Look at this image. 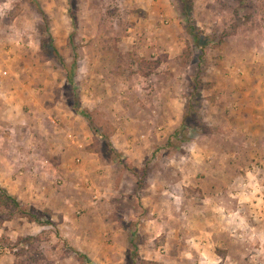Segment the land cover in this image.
Instances as JSON below:
<instances>
[{"label": "rangeland", "instance_id": "1", "mask_svg": "<svg viewBox=\"0 0 264 264\" xmlns=\"http://www.w3.org/2000/svg\"><path fill=\"white\" fill-rule=\"evenodd\" d=\"M188 1L0 0L8 263L264 264V0Z\"/></svg>", "mask_w": 264, "mask_h": 264}, {"label": "trees", "instance_id": "2", "mask_svg": "<svg viewBox=\"0 0 264 264\" xmlns=\"http://www.w3.org/2000/svg\"><path fill=\"white\" fill-rule=\"evenodd\" d=\"M180 4L184 7V12L186 14H189V16L191 17V12H192V3L189 4L188 0H179ZM34 5V3H32ZM71 18L72 21L75 23V15L73 14V12H71ZM189 20H193L192 18H190ZM190 30H191V34L194 35V38L196 40V42L199 44L201 43L200 40V35L197 32V27L195 25L190 26ZM51 46L53 47V49L55 50V52L58 54V50L56 48V46L54 45V40H52ZM76 63V62H75ZM62 64L64 66L65 65V61H63L62 59ZM75 71L72 69H68L67 70V77L68 80L71 82L75 81ZM200 83L197 82L195 84V88L198 89ZM80 101H78V99H75V103H74V110L81 114L82 116L86 117L89 122L93 125L94 124V120L92 117V113L88 110L85 109L83 107H81V103H79ZM187 119V118H186ZM183 128H185V124H183ZM95 132L99 135V129L94 127ZM179 133V134H178ZM180 129L177 131L176 133V137L177 138H181L180 137ZM109 147L112 153H115L116 156H118V158L123 161L124 158L122 156H120V154L118 153V150L113 146V144L110 142L109 143ZM128 169H130L133 172H136V174L138 175L139 171H137L136 169L129 167ZM5 209V215L3 216V220H11L12 218H14L16 215L21 216L23 218H27L31 223H36L38 225L41 226H54V222L51 220L50 217H48L47 219H44L43 217L39 216V214H37L34 210L30 209L27 206H24L22 204V202L15 197L14 195H11L5 188H3L0 185V209ZM57 235L59 237H62V235H60V231H56ZM39 236H33V237H29V238H23L20 237L18 239V241H16L15 245H21V244H27L28 247H33L34 245V241L36 239H38ZM74 252L78 255V257L80 258H84L86 259L88 262H90V260L88 259L87 256L83 255L80 253V251L76 250L74 247H71ZM23 253V252H22ZM20 255V253H18Z\"/></svg>", "mask_w": 264, "mask_h": 264}, {"label": "crops", "instance_id": "3", "mask_svg": "<svg viewBox=\"0 0 264 264\" xmlns=\"http://www.w3.org/2000/svg\"><path fill=\"white\" fill-rule=\"evenodd\" d=\"M149 54H152V53H149ZM7 255H8L7 251L3 252V249L0 250V264H10V263H8L9 262V260H8L9 258H8ZM11 264H14V263H11Z\"/></svg>", "mask_w": 264, "mask_h": 264}]
</instances>
